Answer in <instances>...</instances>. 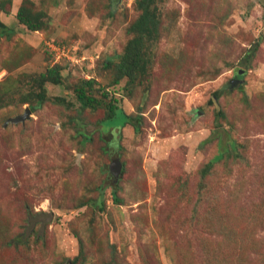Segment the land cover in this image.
<instances>
[{"label": "rangeland", "instance_id": "rangeland-1", "mask_svg": "<svg viewBox=\"0 0 264 264\" xmlns=\"http://www.w3.org/2000/svg\"><path fill=\"white\" fill-rule=\"evenodd\" d=\"M138 2L0 0V264H264V0H154L116 83Z\"/></svg>", "mask_w": 264, "mask_h": 264}, {"label": "trees", "instance_id": "trees-1", "mask_svg": "<svg viewBox=\"0 0 264 264\" xmlns=\"http://www.w3.org/2000/svg\"><path fill=\"white\" fill-rule=\"evenodd\" d=\"M153 2L154 0H139L138 7L140 8L141 13L136 21L129 27L130 32L134 36L127 41L117 62H113V60L109 58L106 59L105 66L107 68L113 67L116 72V83L119 79H126L127 83H133L143 71V65L146 62L144 55L145 45L146 43L155 40L157 34V20L155 14L151 10V4ZM15 17L17 21L30 32L39 31L47 24L46 17H44L43 13L39 12L31 14L23 6L18 8ZM247 55L251 57L249 53H247ZM59 68L60 67L58 65H55L50 69H47L45 73H41L39 78L57 84L60 81V74L58 71ZM91 80L92 79L81 81V86L76 89L77 97L83 108L92 107L94 104V99L86 95L84 91V87L91 89L94 83V81ZM108 110L107 118H114L117 107L111 105ZM132 120V117H126L125 119L126 123L131 125L136 132L138 131V126L134 124ZM113 137L115 138L114 134L112 139ZM116 138V141H112L115 145H117L120 139L119 128H117ZM115 161V165L118 164L121 170L122 165L117 162V158H115ZM211 164L212 163L206 166V170L210 168ZM110 187L113 191L115 190V185L112 184V182Z\"/></svg>", "mask_w": 264, "mask_h": 264}, {"label": "water", "instance_id": "water-1", "mask_svg": "<svg viewBox=\"0 0 264 264\" xmlns=\"http://www.w3.org/2000/svg\"><path fill=\"white\" fill-rule=\"evenodd\" d=\"M243 71H238V74H241ZM235 82V81H233ZM28 114H29V110H25V113L23 115H20V116H17L16 118L14 119H11L9 121L13 122V123H16L18 121H21L23 122L27 117H28ZM115 168L112 169V172H111V175L113 176V183L116 182L117 180V177L119 176V173H120V166L118 164H116V166H114Z\"/></svg>", "mask_w": 264, "mask_h": 264}, {"label": "built area", "instance_id": "built-area-1", "mask_svg": "<svg viewBox=\"0 0 264 264\" xmlns=\"http://www.w3.org/2000/svg\"><path fill=\"white\" fill-rule=\"evenodd\" d=\"M50 43H52L53 45L50 44ZM46 45H47V47H48V50H49V53H50V54H52L54 50H57V49H54V47H58V50H60V53H63L64 50H66L65 46H63V45L58 46V45H56L53 41H52V42H49V44H46ZM54 45H55V46H54ZM61 46H62V47H61ZM50 48H52V50H51ZM54 62H55V61H54ZM56 62H57V59H56Z\"/></svg>", "mask_w": 264, "mask_h": 264}]
</instances>
